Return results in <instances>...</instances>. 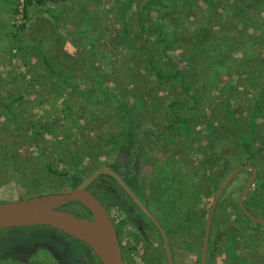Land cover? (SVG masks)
<instances>
[{
    "label": "rangeland",
    "instance_id": "rangeland-1",
    "mask_svg": "<svg viewBox=\"0 0 264 264\" xmlns=\"http://www.w3.org/2000/svg\"><path fill=\"white\" fill-rule=\"evenodd\" d=\"M39 1L0 0V203L65 192L107 165L124 177L164 229L172 263L198 264L214 192L232 169L247 161L236 139L225 144L231 133L223 126L231 119L245 130L249 109L232 105L227 93L229 87H238L252 99L253 91L264 84V61L254 70L227 63L205 72L193 56L183 69L188 87L184 94L174 79H159L147 62L149 54L160 55L151 29L164 41L173 25V41H179L175 47L180 49L164 59L175 56L179 66V56L190 59V44L202 26L213 39L227 38L229 42L221 43L226 47L222 54L235 56L231 49L244 41L264 42V8L259 0ZM139 12L145 21L138 20ZM245 19L256 23L255 30L242 26ZM219 53L208 65L217 63ZM42 56L49 59L50 69ZM250 57L249 65L255 61ZM168 66L172 70L158 65L163 76L175 71ZM192 93L196 104L188 96ZM258 108L264 111V95ZM125 109L132 117L131 135L124 133ZM186 116L194 128L191 136L180 129ZM256 119L264 123V116ZM260 129L250 135L254 149L247 163L257 168L248 193L264 180V124ZM133 139L138 143L130 152ZM232 148H238L237 154ZM178 164L183 182L169 183L168 165ZM47 166L66 174L50 173ZM248 171L240 170L218 196L209 225L210 240L216 242L208 264H264L263 225L252 226L253 235L247 237L251 245L235 240L233 254L227 256L228 227L221 224L237 215ZM89 186L106 195L102 201L116 225L124 264H167L158 230L150 221H141L143 216L120 186L105 174ZM61 209L89 217L78 202ZM25 230L30 235L25 247L40 248L37 264H100L74 238L53 227Z\"/></svg>",
    "mask_w": 264,
    "mask_h": 264
},
{
    "label": "trees",
    "instance_id": "trees-1",
    "mask_svg": "<svg viewBox=\"0 0 264 264\" xmlns=\"http://www.w3.org/2000/svg\"><path fill=\"white\" fill-rule=\"evenodd\" d=\"M39 2H41V1H39ZM129 3H131V1H129ZM259 5L264 8V0H259ZM235 13L238 14L237 12H235ZM138 20L143 22L146 20V16L139 12ZM147 23L145 25L146 27L149 25ZM252 23H253L252 21L248 22L245 19V22L243 23L242 26L243 27L246 26L248 28H252L255 30V24L256 23L255 24H252ZM124 28H125V26H124ZM151 30H152L151 32H154L153 43L156 46H159V44H160V55L158 57L157 56L152 57V54H149L148 56L150 57V59L147 62L153 66V71L159 79H163V78L174 79L177 82L178 86H180L181 88H184V90H185L184 94H186L188 91V87H187V83H186V72L184 71L185 70L184 65L189 63V60H191V57H193V56H194L195 60H198L202 63L201 66L205 72L208 70V68H210V71H211L212 67H213L212 71H216V69H219L217 65H223V64H227V63L229 65L236 63L239 67L247 66L250 69H253V68L255 69V64L259 65L262 61H264V42L257 40L258 42L252 43V41L249 39V41H244L242 43L243 45H239V46H237V48L231 49L232 51L236 50L237 53L235 56H233L231 54L230 55H223L222 50H226V47H225V45H223V46H221V45L224 44L225 42H229L228 39L226 38L223 41H221L217 38L213 39L212 35L208 36V34L206 33L207 27L202 26L200 29V33L196 35L195 42L194 43L191 42V44H190V47L192 46V49L189 47L190 59L182 58V55H181V57L178 55L179 56L178 64H180V66H182V67H180L179 65L175 64V61H174L175 56L174 57L173 56L168 57V55H166L167 59H164L165 54H167L168 52H169V55L171 56V54H173V52H175L176 49H180L179 47H175V44L179 43V41H173V38H175V36L177 35V33L174 31L173 25L171 24L170 29H169L170 38L168 40L166 39L164 41L159 39V34H158L157 30H155V29L154 30L151 29ZM210 31L211 30L209 29V32ZM205 34H206V38H204ZM126 38H128V36ZM204 39H205V42H203V46L200 49H198L199 43ZM244 46H248L249 48L247 47L245 50H243ZM141 51L143 52L144 50L142 49ZM218 51L220 53H219V55H217V59L219 58L217 63H212L211 65L210 64L208 65V62L212 60V58L215 56L214 54ZM242 52H243V54H242ZM238 54H242V55H238ZM252 55L255 56V59H254L255 61H252V63L249 65L248 62L250 61V59H251L250 56H252ZM42 60H43L44 65L48 69H50V67H52L50 62H49V59L46 56H42ZM160 64L165 69L170 68V70H172V67L168 66V64H170V66H174L175 71L177 70V72L172 71V73H168L166 76H163L162 68L158 67V65H160ZM174 68H173V70H174ZM237 72H238V70H237ZM208 78H211L210 75ZM263 95H264V84L260 85V87H258L257 89H255L253 91L252 99H251L250 95H248V93L244 89H240L238 87H236L235 89H232L229 87V90L227 93V99H228V101H230L229 99H231L232 105L238 103V104H240L246 108L248 107V109H249L248 116L250 117V123L247 124V127L245 126V128H244L245 130H242L240 126L238 127L237 124L231 119H228L227 125L225 123L223 126V127H227L223 131L231 133V137H230L231 139L230 140L227 139L226 142H228V143L225 142V144H229V143L231 144L232 140H234V143H235V139H236V141L239 143L238 146L240 147L241 152L245 153L247 156L246 157L247 161L244 163H247L251 160V154L250 153L252 152L251 150L254 149V146L251 143V141H253V139H250L251 133H253L254 129H257V128L260 129V125L264 124L262 122L261 123L255 122V120H257L256 118L264 116V111H261L258 108V104L260 103V100H261ZM188 96H189V98L192 99L193 103L196 104V100L194 98L195 95L192 93V94H189ZM244 100H246L248 104H245L246 102ZM126 111H127L126 112L127 117L126 118L124 117L126 120V125L124 126V130H125L124 133L126 134V132H127L129 135H131L132 123H133V122L131 123L132 117H131L129 111L128 110H126ZM119 112H121L119 117H122V114L125 111L123 110V113H122V111H119ZM172 113L175 114V112L173 110H172ZM209 114L210 113H208V115ZM179 117H180L179 120L181 121L182 117L181 116H179ZM188 120H189V117L186 116L185 121L182 122L180 129H181L183 135L191 136V135H193L192 132H193L194 128L192 126H190L189 124H187ZM128 122H129V124H128ZM260 130H262V129H260ZM107 134H111V133L108 132ZM188 134H190V135H188ZM137 143H138V140L133 139L131 142V146L128 147L129 148L128 151H130V152H131V150L133 151L134 146H136ZM224 148L225 147L222 148V151ZM237 150H238V148L237 149L232 148L231 152L236 153ZM129 156H131V154ZM131 157H130V159H131ZM208 165L210 166V168H213V169L215 168L214 164H208ZM168 166H170V167H169V172L167 171V173H166L167 181L169 183H171L173 181V183H175V184L178 182H181L182 176H181L180 172L178 171L179 170V164H178V166H174V165H168ZM254 167L257 168L256 166H254ZM46 169L48 170V172L53 173V174H57V175L66 174L63 171L55 170V169L51 168L50 166H47ZM213 169H211V170H213ZM135 170H136V168H135ZM170 173H172V175H170V176L174 175L172 178H169L168 174H170ZM163 179H165V178H163ZM190 179L193 180L192 175H191ZM190 179H188V180H190ZM259 181L260 182L257 184V186H255L254 189L245 196V198L243 199V204L248 209V211H250L253 215L264 219V180L260 178ZM94 193L100 199L102 198V196L99 195L98 193H96V192H94ZM129 201H130V199H129ZM69 203H71V202L66 203V205ZM85 211L88 213L87 209H85ZM137 211H139L141 213V211L139 209H137ZM205 212H206V209L202 210L200 215L204 216ZM72 213H74V212H72ZM235 214H237V215L232 216L231 220L226 219V220L221 222L222 225L226 223L227 227H228V234H227L226 243L228 244L227 248L229 249L230 253L228 252L227 256H230L233 254L232 244H234L235 240L237 241L238 239H240L244 242V245H247V244L251 245L250 239L247 237L253 235V227L252 226L258 225L256 223H254L253 221H251L246 216H244L242 214V212L240 211L238 206H237V211H235ZM141 215L144 217V215L142 213H141ZM75 216L85 217V216L80 215V214H77ZM145 220H148V219L145 218ZM221 224L219 226H217V228L219 230L221 229L220 228ZM114 228L116 231V225L115 224H114ZM116 234H117V232H116ZM217 234H219V231L216 233V235ZM210 236H211V234L208 237V246H207L204 264H208V261L211 258L212 253H213V245L216 242V241L215 242L211 241ZM74 240L76 242H79L83 247H85L84 248L85 250L87 248V251L96 259V261L98 263H100L98 261V259L96 258V256L93 254V252L87 247V245H85L84 243H82L76 239H74ZM81 245L77 244L78 247ZM233 258L235 261L236 260L238 261L237 257H233ZM238 262L240 264H249V263H246L242 260H239Z\"/></svg>",
    "mask_w": 264,
    "mask_h": 264
},
{
    "label": "water",
    "instance_id": "water-1",
    "mask_svg": "<svg viewBox=\"0 0 264 264\" xmlns=\"http://www.w3.org/2000/svg\"><path fill=\"white\" fill-rule=\"evenodd\" d=\"M242 169H248L250 173L237 199V205L244 216L254 223L264 226V219L253 215L243 204V199L255 178L256 169L248 163L238 164L219 183L212 197L205 217L198 264H204L205 262L209 225L218 196ZM100 174L108 175L114 179L135 206L156 227L161 238L166 263L173 264L164 229L122 176L107 165L96 168L65 192L41 193L26 198L1 202L0 229L20 226H50L87 245L100 264H124L112 220L98 198L86 188ZM72 201H77L86 208L89 217L75 216L71 212L61 209L63 205Z\"/></svg>",
    "mask_w": 264,
    "mask_h": 264
},
{
    "label": "flooded vegetation",
    "instance_id": "flooded-vegetation-1",
    "mask_svg": "<svg viewBox=\"0 0 264 264\" xmlns=\"http://www.w3.org/2000/svg\"><path fill=\"white\" fill-rule=\"evenodd\" d=\"M109 178H111V177L109 176ZM122 178L124 179L123 176H122ZM124 181H125V179H124ZM89 184L87 185L86 188L95 195V193L93 192V190L91 189ZM103 196H106V195L103 194L101 199L98 196H96V197L98 198V200L100 201V203L102 204V206L104 207L106 212L108 213L106 206L102 201L104 199ZM74 202H77V201H74ZM108 215H109V213H108ZM144 217L147 218L145 215H144ZM144 220L145 219L142 217L141 221H144ZM25 227H27V226L6 227V228L0 229V259H2L3 264H37V263H39V261H38L39 257H38V255L36 256V254L39 253L40 248L35 247L32 251H30L27 247H25L29 243V241L25 240V238H27V239L30 238V235L25 233V231H26ZM31 240H33V239H31ZM50 242L51 241L49 240V243ZM75 244L77 245V243H75ZM86 250H87V248H86Z\"/></svg>",
    "mask_w": 264,
    "mask_h": 264
}]
</instances>
